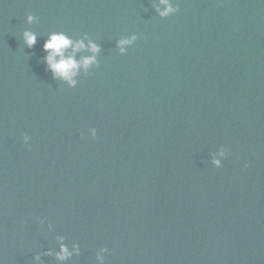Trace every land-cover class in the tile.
<instances>
[{
	"label": "water",
	"instance_id": "obj_1",
	"mask_svg": "<svg viewBox=\"0 0 264 264\" xmlns=\"http://www.w3.org/2000/svg\"><path fill=\"white\" fill-rule=\"evenodd\" d=\"M157 3L0 0L2 264L58 234L80 244L70 264L103 247L106 264H264V0H178L167 19ZM52 31L103 49L74 89L45 71Z\"/></svg>",
	"mask_w": 264,
	"mask_h": 264
},
{
	"label": "clouds",
	"instance_id": "obj_2",
	"mask_svg": "<svg viewBox=\"0 0 264 264\" xmlns=\"http://www.w3.org/2000/svg\"><path fill=\"white\" fill-rule=\"evenodd\" d=\"M153 9L161 19H167L180 12L178 0H158V3L154 5ZM37 22L36 16L31 14L27 16V23L29 25ZM38 38L37 33L31 30H25L22 34L23 43L29 49L36 47ZM141 38L137 34L121 36L116 41V48L118 49L119 55H127L128 50L133 48ZM43 51L45 53L43 57L45 71L51 73L53 80L66 84L69 88L74 89L78 86L79 79L82 75L87 76L94 69L100 67L99 57L103 49L100 44L87 34L81 38L74 39L64 31H52L47 34L43 44ZM89 132L93 139L97 138L98 131L96 128H91ZM31 140V136L25 134L22 142L24 145L30 146ZM229 154V149L220 146L217 151L211 154L212 166L217 169L222 168ZM250 166V164H245V168ZM45 223V219L40 220L41 225ZM48 230L52 231L51 224H48ZM55 240L58 247L35 255L33 264H44L43 257L53 258L56 264H70L74 257L81 255L79 243H72L71 247H69L66 242V237L59 234L55 236ZM109 254V248H101L95 256L96 264H106V255Z\"/></svg>",
	"mask_w": 264,
	"mask_h": 264
}]
</instances>
